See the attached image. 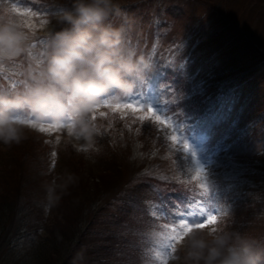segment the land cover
<instances>
[{
	"label": "rangeland",
	"instance_id": "1",
	"mask_svg": "<svg viewBox=\"0 0 264 264\" xmlns=\"http://www.w3.org/2000/svg\"><path fill=\"white\" fill-rule=\"evenodd\" d=\"M142 1H158L162 4V11L158 13L156 5H153L127 13L134 20L128 40L139 52L146 54L154 65L153 71L145 81L137 84L132 95L144 91L141 96L145 100L150 99L151 107L158 109L164 119L178 131L171 133L149 111L146 112V106L139 105H133L130 109H117L116 112L120 114L111 112L113 110L108 109L110 107L101 106L96 109L92 116L95 115L93 121L98 132L91 147L83 140L69 137L66 129L41 132L29 126L26 138L19 145L6 147L0 144V213L4 221H7L6 216H10V211L17 214L22 206L24 215L32 211L34 220L44 223L42 237L53 238L58 242L57 246H60L59 242L70 234L77 222H82V216L87 220L89 215H97L99 207L100 212H103L102 218L99 217L101 221L108 220L111 214H119L123 198L115 196L122 190L125 181L126 169L122 160L126 155L125 152L116 151L141 137L146 143L158 147L159 157L179 169L185 179L198 184L197 192L204 197L195 201L196 206L189 209L196 210L197 206L206 204L210 197L217 202L221 212L217 213L215 208L212 209L213 215L216 216L215 222L205 218L203 228L190 224L189 228L172 242L173 248L168 250L166 256L161 254L159 247L160 234L175 225L170 220H167L166 224L164 222L167 221H164L163 229L153 236L150 235L148 242L128 244L139 250L135 251L137 255L131 258L132 262L135 258L141 264H164L165 260L166 264H182V261H176L175 257L182 256L180 244L188 231L193 228L222 229L219 218H223L228 212L222 207L224 202L233 201L234 193L226 194L224 200L217 199L215 193L219 190L218 179L227 181L228 188H237L247 194L248 204H244L240 213L244 214L241 216L243 218H240L242 222L236 223L239 228L233 226L230 230L238 229L236 233L264 242V199L258 202L255 198L257 195L264 197V162L258 159V153H264V116L260 118L257 129L252 130L250 115L264 109L263 28H260L256 21L248 23V17L241 8L234 14L235 3L229 6L226 4L227 0L123 2L135 3L134 6L137 7ZM59 3L62 1L0 0V18L18 25L31 36V40L36 32L45 33L40 35V40L46 43L47 35L55 31V28L62 27L55 24L63 8L59 7ZM262 5L264 6L263 3ZM153 20L159 21L163 27L159 28L156 40L149 43L150 30L147 22ZM34 56L39 57L35 59L39 65L42 62V53ZM25 69L20 58L0 68V73L5 78L0 88H5L4 91L9 94L21 89L17 87L23 85ZM220 74H223V77ZM238 76L239 80L228 97H224V100L218 98V102L211 100L220 121L215 120L212 125L208 120L201 121L202 115L194 111L197 109L195 105L213 98L216 88L219 87L216 83L230 86ZM244 99L247 102L243 108H238L240 116L233 122L235 109ZM124 102L121 99L120 103ZM102 112L106 115L101 116ZM193 114L199 118L193 128L187 129L185 122L191 121ZM224 129L238 134L246 131V134L249 133V139L234 145L235 147L228 151L223 148L232 146L225 145L220 147L221 153L215 152L211 142L221 146V132ZM57 137L59 143L56 142ZM44 144L49 148L44 150ZM53 152L56 153L55 157L52 156ZM190 152L198 153V159ZM224 152L230 154L228 159L222 157ZM199 159L202 161H197ZM222 160H226L223 166ZM244 160L248 164L242 162ZM198 168H202L203 172H198ZM242 180L250 182L244 185ZM12 192H18L22 201L14 203V207L11 206L13 209L8 211L9 206L7 208L2 199L5 200ZM254 200L258 202V212L252 207L257 205L253 203ZM76 204L80 210L74 211ZM85 207L84 214L82 210ZM164 208L170 212L168 208ZM153 212H158L160 217L159 210ZM229 212L232 215L235 213ZM124 217L129 218L131 222L129 216ZM98 232L103 243L101 238L104 239L105 234ZM134 235L135 232L130 233V236ZM93 239L89 233L85 240L89 242ZM91 247L94 246H89V251L83 250L80 253L89 255ZM42 255L34 257V261L29 259L28 264H53L51 259L57 257L49 253ZM73 263V260L66 257L62 264Z\"/></svg>",
	"mask_w": 264,
	"mask_h": 264
},
{
	"label": "clouds",
	"instance_id": "2",
	"mask_svg": "<svg viewBox=\"0 0 264 264\" xmlns=\"http://www.w3.org/2000/svg\"><path fill=\"white\" fill-rule=\"evenodd\" d=\"M58 23L62 27L49 34L42 62L28 66L23 87L0 91V144L6 147L26 138L29 126L21 114L91 144L98 132L92 119L97 105L112 93L132 95L154 69L129 42L134 20L117 0H70ZM30 40L18 25L0 18V68L25 57ZM180 248L175 260L182 264H264V242L218 228L191 229Z\"/></svg>",
	"mask_w": 264,
	"mask_h": 264
},
{
	"label": "trees",
	"instance_id": "3",
	"mask_svg": "<svg viewBox=\"0 0 264 264\" xmlns=\"http://www.w3.org/2000/svg\"><path fill=\"white\" fill-rule=\"evenodd\" d=\"M60 1L62 3H59V7L70 6V0ZM123 1L117 2L126 13L136 12L133 8L135 3ZM142 2L145 5L148 3V1ZM261 2L264 4V0H227L226 4L231 6L235 3L234 14H237L241 8L248 17V23L256 21V24L264 31V6ZM44 145V150L49 148L46 144ZM118 151L125 152L126 155L122 160L126 169L125 181L121 187L122 190L115 196L123 198L119 214H111L108 220L101 221L99 217L102 218L103 212H100L99 207L97 215H89L87 220L82 216V222H77L76 227L59 242L60 246H57L58 242L53 238L42 237L44 223L34 220L32 211L24 215V208L20 206L19 213L10 211V216L7 214V221H4L0 213V264H28L29 259L34 261V257L39 254L43 256L44 253L57 255L56 259L55 257L51 259L53 264L64 263L66 257L73 260V264H77L75 262L78 264L141 263L135 258L132 262L131 258L137 255L135 251L138 249L129 245L141 241L148 242L150 235L162 230L164 218L159 217L158 212H153V210H159L160 213L156 205L162 204L163 207L174 209L185 202H190V199L197 195L198 184L193 180L185 179V175L179 169L159 157L158 147L146 143L141 137L132 140L129 145L125 144L116 152ZM2 201H5L7 208L9 206V211L13 209L14 203L22 200L19 199L18 192H12ZM253 203L257 204L252 207L258 212V202L254 200ZM76 210H80L78 204L74 208V211ZM82 211L84 213L86 207ZM125 215L130 217L131 222L129 218L124 217ZM236 217L240 218V215L237 214ZM236 223L239 221L234 220V225L239 228ZM97 230L105 234L104 239L101 238L103 243L100 241L102 236ZM126 230L131 232L125 233ZM225 231L234 234L230 229ZM132 232H135L134 236H130ZM89 233L94 239L88 242L85 239ZM89 246H94L90 248L89 255L80 253V251L88 250Z\"/></svg>",
	"mask_w": 264,
	"mask_h": 264
},
{
	"label": "snow or ice",
	"instance_id": "4",
	"mask_svg": "<svg viewBox=\"0 0 264 264\" xmlns=\"http://www.w3.org/2000/svg\"><path fill=\"white\" fill-rule=\"evenodd\" d=\"M41 23L43 24L44 22L42 21ZM129 42L131 43L130 40ZM29 55H31L30 52ZM121 99L125 101L123 104L120 103ZM113 102H116L115 103L116 108H120V107L131 108L133 107V105H139L141 107L146 106L149 109V111H151L150 99L145 100L144 97L140 95H129L121 98L118 97L115 93H112L109 96L105 97L103 99V102L97 105V109L100 108L101 106L111 107L113 105ZM100 115L104 116L106 114L102 112L100 113ZM19 118L24 120L28 124V126L32 127L33 129H38L41 132L55 131L57 129H60V127L54 125L45 126V124H37L32 120L30 116H25L23 114H21ZM92 119L95 120V115L92 116ZM157 119L159 118L157 117ZM56 142L59 143V137H57ZM88 147H91V144H89ZM55 155L56 153L53 152L52 156L55 157ZM54 164L55 162L53 161V166ZM197 171L203 172V169L198 168ZM156 207L160 209L161 218L170 220L175 225L171 229L166 228V231L160 234L161 241L159 242V247L161 249V254L164 256L168 254L169 249L173 248L172 242L177 239L180 233H183L185 229L189 228L190 224L194 227L203 228L205 226L203 223L205 218L211 219L213 222H215L212 209L215 208L217 213L221 212V208L218 207L217 202H214L210 197L206 204L202 203L201 205L197 206L196 210L186 208L183 213H177L175 217H173L168 212V210L163 207L162 204L156 205ZM177 220L180 221V223H175V221ZM184 221H189V223H184ZM213 230H215V228H213ZM164 264H166V260L164 261Z\"/></svg>",
	"mask_w": 264,
	"mask_h": 264
}]
</instances>
